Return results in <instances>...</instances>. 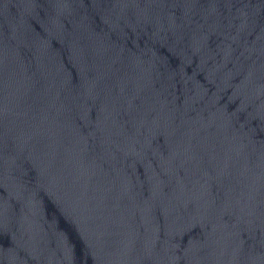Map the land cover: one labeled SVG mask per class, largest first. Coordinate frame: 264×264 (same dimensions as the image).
<instances>
[{
    "label": "water",
    "instance_id": "water-1",
    "mask_svg": "<svg viewBox=\"0 0 264 264\" xmlns=\"http://www.w3.org/2000/svg\"><path fill=\"white\" fill-rule=\"evenodd\" d=\"M0 264H264V0H0Z\"/></svg>",
    "mask_w": 264,
    "mask_h": 264
}]
</instances>
